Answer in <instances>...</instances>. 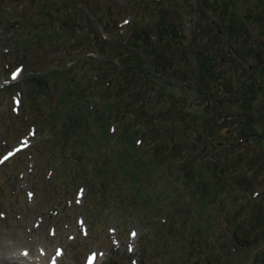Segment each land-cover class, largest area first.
<instances>
[{"label":"rangeland","instance_id":"obj_1","mask_svg":"<svg viewBox=\"0 0 264 264\" xmlns=\"http://www.w3.org/2000/svg\"><path fill=\"white\" fill-rule=\"evenodd\" d=\"M76 1L80 4L81 12L79 10L76 12L71 4L58 8L59 0H56L52 9L53 13L56 11L53 27L60 24L58 16L64 15L76 31L84 28V31L89 33L87 39L84 34H80L76 43L92 45L99 34L104 35L107 40L109 35L121 36L122 41L117 40L121 45L119 57L116 56L118 52L113 49L109 59L121 60L120 54L126 45L135 48L133 46L136 45V40L133 38L136 34H141L142 43L146 44L147 36L142 34L143 29L154 32L159 31V27L162 26L161 30L169 37L168 28L173 25L183 38L178 39L182 42L181 47L175 43L174 38L170 40L174 43V51L183 48L190 52L185 56L177 55L179 61L173 64L178 68V72L186 70L188 62L194 63L192 70L195 74L200 72L197 68L200 67L197 64L198 59L194 55L196 52L203 53V57H217L219 71L241 78L249 76L252 77L254 84L260 83L259 76L248 71L247 67L252 70L251 65L254 64L256 70L264 73V0H221L219 4H217L219 0H74V3ZM43 2L44 0H0V85L5 86L3 89L0 88V155L20 143V138L31 143L30 150L28 148L12 161L0 166V211L5 213V218H0L2 251L0 264L26 262L20 256L21 249H28L29 256L36 257L38 247H43L51 253L56 245L64 246L67 250L60 264H80L87 251L102 248L110 251L107 255V264H129L130 257L135 258L138 264H264V254L257 253L264 245L262 242L264 225L261 227L262 221L264 222V217L262 219L264 200L263 198L260 200V197H264V162L259 161L260 154L264 153V138L250 135L252 132L250 131L247 136L250 137L249 140L239 142L243 136L239 134L240 125L236 117L239 115L245 120L253 118L255 131L264 134V102L262 101L259 106L260 113H263L260 119L248 106L241 107L244 99L237 98L242 93L243 80L249 79H238L240 81L237 82L238 88L233 91L229 89L228 95L232 94V97L226 95L225 88L223 89L219 83L212 85L210 92L212 97H208L209 113H206L205 100L197 93L191 94L183 82L177 83L173 88L175 83L169 80V83L172 82L171 88L167 89L164 84L168 81L162 76L159 84L146 78L141 72L136 82L125 78L124 80L132 82L123 84L124 90L130 91L136 87L138 90L110 104L116 106L114 112L117 110L118 116L109 117L105 105L96 100H91L95 103L93 109L86 107L85 110L91 125L108 119L109 122L116 123L117 131L110 138L111 143H103L100 147L106 150L97 153L93 148L98 135L92 133L89 139L90 148H86L82 157L77 158L78 148L66 150L69 144L64 143L69 140L75 144L76 139L70 137L67 131L59 133L58 122L55 120L43 122L46 113L51 111L49 100L43 95L45 91L52 93L47 90L46 80L38 76L33 93L27 91L24 85L25 77L32 75L30 73L32 70L42 71L48 66L55 65V62L65 61L54 52L66 50V53H69L70 58L65 64H69L77 57H80L78 61L81 64L83 61L89 64V60H85L88 58L87 55L84 57L83 53L72 55L76 51L73 48L77 45L69 46L72 39H67L68 43L54 42L59 48L49 51L48 55L43 54L44 48L38 45L33 35H30L32 31L39 33L45 30L44 13L40 11ZM220 6L226 9L221 11ZM230 9L240 11L243 16L241 25L238 26L240 34L244 33L240 41L229 31L228 24L233 18ZM74 12L79 15L76 19L73 18ZM87 12L96 20L88 17ZM24 16L28 19L25 20ZM128 16L131 19L130 23L126 25L122 22L120 27H117V23ZM90 22L94 23L95 29ZM28 36L30 37L27 38ZM57 36L54 31L48 39L51 41ZM153 36L158 47L157 35ZM44 39L47 40V37L43 36L42 41ZM254 39L258 43L252 47L250 44ZM229 41L232 44L228 45ZM94 45L98 46V41ZM87 46L88 48L84 47L83 50H93ZM107 48H110L109 45ZM23 50L32 56L29 58ZM159 51L163 56L170 58L174 56L168 42L164 43ZM18 65H23L22 72L17 81L10 82L9 72ZM100 65L102 63H97L96 68ZM96 68L92 72L100 75ZM90 70L89 66L83 68L81 74L88 75ZM175 74L177 73L174 71L167 72L165 77ZM181 75L190 77L186 74ZM6 83H10L8 87ZM54 85L55 81L51 82V89ZM18 90H21L24 96L21 98V105L14 107L12 101L13 98H19L16 92ZM56 93L59 94V91ZM52 94L58 108L56 95ZM135 106L137 110L133 113L136 116H142L146 110L161 111L153 117L159 119L156 124L154 121L153 126L147 123L149 131L145 127L138 130L139 135L144 138L139 148L140 150L144 148V152L130 158L128 162V165L133 166L130 172L139 177L138 183L143 187L145 199L147 202L151 200L152 206L157 208L145 209L148 211L149 219L142 212L145 211L144 207L138 211L135 209L136 206L132 211L126 208V204L132 201L133 187L126 180L128 168L126 165L122 167L124 163L120 155L125 153L129 145L127 142L120 143L117 139L121 125L125 126L130 120L124 113H132ZM177 107L178 112L175 111ZM138 110L139 115L136 114ZM164 110H168L166 116H163ZM219 112H227L229 119L213 129L205 128L204 119H207V114L216 121ZM192 122H200L197 129L200 133L197 135L193 133ZM32 125L37 128L33 138L28 133ZM204 131L207 132V136ZM193 146L198 148L196 152H193ZM186 156H189V159H186ZM237 156L241 157L236 159ZM74 158L79 160L74 162ZM194 159L197 160L196 169L199 174L206 172L201 165L209 162L221 168L222 177L227 173L236 175V172L240 171V175H237L240 178L243 169L250 167L253 169L242 175L244 184L241 186L234 179L225 182L224 186L209 181L207 188H203V181L197 174L185 178L188 174L182 165ZM94 160L107 161L104 174L108 181L104 190L100 189L105 183L103 179L98 180L93 189L91 179L87 175L93 171L90 165ZM138 167H141V170ZM175 177H178L177 184L174 183ZM82 183L86 185L85 196L83 204L79 206L75 190ZM195 185L198 187L197 190H194ZM167 186H170L172 191L158 199L161 191L159 190V193L157 187L160 189ZM254 191L261 193L256 199L252 194ZM213 192H216L217 203H213L211 198ZM206 196L209 197L208 210L203 205ZM103 197L107 198L102 199ZM165 197L169 206L165 205ZM91 200L95 204L98 201L100 207L96 205L95 209L90 208L88 203ZM141 202H145L143 198ZM218 203L221 205H217ZM260 206L262 209L257 213ZM125 208L130 215L122 219L124 212L121 211ZM157 212H160V216H156ZM80 214L85 216L90 230L89 238L84 240L80 238L75 228V219ZM162 217L166 219L167 229L170 224L173 225L172 229L164 232L163 238L160 230L166 229V226L161 224ZM34 221L42 222L38 227H34ZM109 226L118 229L123 238L122 244L127 241L128 228L137 230L134 254H127L124 246L110 245L107 233ZM51 228L56 231L54 237L48 235ZM177 233L182 236L179 241L174 239ZM69 234L77 235L76 239L69 240L67 238ZM37 258L39 261L49 259L45 253H40ZM252 259L254 260L250 263Z\"/></svg>","mask_w":264,"mask_h":264},{"label":"trees","instance_id":"obj_2","mask_svg":"<svg viewBox=\"0 0 264 264\" xmlns=\"http://www.w3.org/2000/svg\"><path fill=\"white\" fill-rule=\"evenodd\" d=\"M47 10H49V8ZM248 14H251V12H248ZM248 17H249V15H248ZM233 18H234L233 21L231 20L230 24H229V26H230L229 31L232 35H236L235 37L238 36L236 38V40H239L238 38L241 39L242 35L244 34L243 32L240 34V32L238 30V26L241 25V21L243 19V16H236V18L234 16ZM172 28H173V26L171 27V29ZM203 32L206 33V31H203ZM38 42H40V40H38ZM85 45H87V43L80 44L79 47H84ZM127 49H129V48H127ZM174 52H175V56H177V54L181 55L182 50L179 49V51L176 50ZM127 53H129V52L127 51ZM145 53L149 56L151 61L154 63L155 71L148 69V67H142L143 64L140 63L135 56H132V58L129 60L128 57L126 56V54L124 53L123 56L121 57V60H119V58L116 60L119 63L118 66L115 64L112 66L104 67L102 69L103 74H105V75L107 74L109 76H112L111 83L108 87H106V89H103V82L102 81H99L98 85L95 86V83H93L90 78L86 79V82H87V88L86 89L92 90L94 92V98L96 100H98L99 102L106 103L107 106H110L109 109L111 110L112 106L110 104L115 103L116 101L120 100L124 95V90H123L122 85L132 82V81H128V80H134V82L139 80V79H137L138 74H136L134 71L142 72V74L144 73L145 76L148 77L149 79L154 80V81L157 79L156 80L157 83L158 84L161 83V76L164 77L166 71L170 70V68L175 66V64H173V62H175V60L173 61V59H175V56H172L170 58V57H168V56L166 57L164 55L162 58H159L160 53L155 48H151L150 50L145 51ZM135 54H137V53L133 52V55H135ZM202 54L203 53H201L199 55L195 54L197 56V59H198L197 64L200 65V67H197L198 70L200 71L199 73L195 74L194 70H192V67H191L190 69H188V72L186 73V75H188L190 77H185V76L182 77L181 74H184V73L180 70L179 72L175 71L174 73H177V74L168 78V79L172 80L173 83H175L172 86L173 88L179 82L180 83L181 82H191L192 84L194 82L193 85L195 86L196 90L201 91L203 93H206V92L209 93L210 92V90H211L210 82L215 81L216 79L220 78L219 76H221V75H219L217 72V64L215 63V60H213L211 57H203ZM110 63H112V60H110ZM252 66H253V69H255L254 65H252ZM163 74H164V76H163ZM134 76H136V77L134 78ZM198 76H199V78H198ZM125 78H127L128 80H124ZM27 82H28L27 88L31 89V90H33V89L35 90V88H33V86L30 85L32 83L30 77H29V80ZM172 82L165 84L164 87L167 89L171 88L170 84ZM231 82H232V80H230V83ZM237 82H240V81L237 79ZM242 85H243L242 93L245 95V97L243 98L244 101L241 102V105H242L241 107H246L252 102V99L255 97L256 89L254 88L252 82L250 83V81L248 83L246 81H243ZM226 87L230 88V84L228 83L226 85ZM261 90L264 91V75H261ZM85 91H86L85 89L84 90H73L70 94L74 103H72L69 110L67 111V118L74 119L75 122L79 121L78 124L77 123L72 124V129H76L79 126H82L80 121L82 120V118H86V116L84 114L86 107L83 105V103L87 104L88 101H84L82 104L78 103V101L82 99ZM88 92H89V94H91V91H88ZM130 92H133V90ZM227 92L228 93L230 92L229 89H227ZM192 93L193 92H191V94ZM70 95L67 97V101L70 98ZM231 95L232 94H230V96ZM148 111H149V113H148ZM148 111H144L142 113L143 114L142 116H137V119H139V120L142 119V122H143V120H145L143 123L147 126V127L145 126L146 129L149 130V128H148L149 125L147 123H150V125H152V122L154 121L156 124V122L159 119L158 120L153 119V117L155 114H158L161 111H159V110H154V111L148 110ZM166 113L167 112H164L163 116H166ZM128 117H130V115H128ZM204 120H205L204 127L205 128L209 127L211 129H213V126L208 121V119H204ZM183 121H185V120H183ZM130 122H132V118L129 120V123ZM192 123H193L194 129L199 127L197 122H192ZM142 126H144V125H142ZM130 133H131V136L129 138L128 135L126 134V132H122L123 135L126 134L125 135L126 139H128L131 142V146L133 149V150L132 149L131 150L136 151L137 148L134 147V145H132V141H134L135 137L138 138V135H137L138 128L137 129L132 128ZM193 167L194 166H192V168ZM204 168L207 171H211V176H210L209 180L218 182V183H220L221 186L225 185V182H227V176L222 177L221 168H219L218 166H214L215 169L212 170L211 169L212 166L209 164H205ZM199 176H200L201 180L203 181V183L205 184V186L207 187L208 183L206 182V180L208 181V179L204 178L202 173H200ZM224 180H226V181H224ZM197 189H198V187H197V185H195L194 190H197ZM215 195L216 194H214V196Z\"/></svg>","mask_w":264,"mask_h":264},{"label":"snow or ice","instance_id":"obj_3","mask_svg":"<svg viewBox=\"0 0 264 264\" xmlns=\"http://www.w3.org/2000/svg\"><path fill=\"white\" fill-rule=\"evenodd\" d=\"M19 69H17V71L15 72V73H13V76H12V79H16L17 78V76L19 75ZM7 157H5V159H6ZM133 235H135V233H133Z\"/></svg>","mask_w":264,"mask_h":264},{"label":"bare ground","instance_id":"obj_4","mask_svg":"<svg viewBox=\"0 0 264 264\" xmlns=\"http://www.w3.org/2000/svg\"><path fill=\"white\" fill-rule=\"evenodd\" d=\"M107 65H109V62H107Z\"/></svg>","mask_w":264,"mask_h":264}]
</instances>
